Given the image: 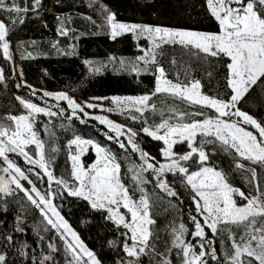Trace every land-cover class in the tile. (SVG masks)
I'll use <instances>...</instances> for the list:
<instances>
[{
	"label": "trees",
	"instance_id": "obj_1",
	"mask_svg": "<svg viewBox=\"0 0 264 264\" xmlns=\"http://www.w3.org/2000/svg\"><path fill=\"white\" fill-rule=\"evenodd\" d=\"M5 3H15L21 8L27 7L29 11L17 14L0 10V16L9 29L7 39L14 46L16 61L22 72L21 79L25 83L22 84L21 79L13 74L10 63L3 58L0 50V69L4 76L0 80V122L5 113L18 111L15 103L17 97L56 112L57 115L49 118L38 115L33 123L39 138L44 142L46 157L51 159L50 170L58 178L72 183L67 143L77 136L92 140L115 155L121 165L123 181L130 192L136 189L133 198L138 199L141 193L129 169L140 165L141 160L137 152L130 148L125 151L115 141L107 139L105 133L113 136L114 133L93 119L83 118L79 112L73 116L63 103H55L41 96L40 90H67L80 100L104 98L102 101L105 105H108L105 101L111 97L151 96L149 104H155L156 110L146 109L142 117L140 113H108L109 117L138 133L134 138L136 143L144 152L155 157L151 161L154 164L160 157L162 142L141 133L143 127H152L163 119L175 124L178 122V112L192 113L199 110L215 116L211 109H199L174 96L161 93L153 95L157 66H162L166 78L174 83L199 80L202 86L200 91L204 95L228 99L230 89L226 87L227 69L218 58H203V53L197 56L195 49L179 44H163L161 48L155 49L156 64L137 62L136 65L138 57L147 50V42L143 38H134L130 33L111 39L105 19L108 13L102 11L103 7L114 13L118 22L217 33L219 24L211 15L206 0H41L38 8L33 7L34 0H5ZM61 28L67 31L66 35L60 34L58 29ZM173 60L176 64L171 63ZM224 61H227V57ZM95 68L100 71H93ZM32 88L35 89L34 94ZM238 107L258 122L264 121V83L258 82L253 86ZM61 109L64 111L61 112ZM132 115L138 119L132 120ZM204 118L185 116L183 122ZM196 139L214 138L197 136ZM173 151L184 154L189 149L186 143H177ZM205 151L209 154L206 166L223 172L234 188L251 196L258 195L254 184H259L264 190V167L261 165L234 158L232 151H225L219 142L206 144ZM92 157L89 152L83 158L84 163H91ZM10 158L23 168L17 158ZM237 161L243 163L245 168L236 169ZM182 163L191 165V161ZM198 167L192 165L189 171ZM248 168L256 169L257 179L253 183H249L251 174ZM143 176L148 182L141 187L149 197L150 215L155 223L149 226L152 232L149 241L151 247L146 250V254L141 255L139 262L162 264L168 259L171 264H179L180 254L173 245V230H178L183 223L188 230L184 235H190L194 231L191 217L196 216L201 220L193 205V194L179 176L172 173L165 172L164 178L178 193L176 197L168 196L156 187L157 180L151 170L144 172ZM58 187L53 184L52 190ZM53 203L83 244L94 252L100 264H126L133 259L128 258L123 251V243H129L122 235L127 230L118 228L108 220L103 210L93 209L82 198L66 193L56 196ZM226 227L237 237L243 231L242 227L236 225H220L221 232L213 235L205 228L207 239L213 241L220 257L230 248L229 233L224 230ZM7 236L13 239L8 241L5 239ZM49 244L54 245L57 251L49 248ZM0 254L5 256V264H40L45 256L51 259L44 261V264L67 262L65 248L57 232L45 222L40 211L21 191L8 196L0 194ZM210 264L216 262L210 261Z\"/></svg>",
	"mask_w": 264,
	"mask_h": 264
},
{
	"label": "snow or ice",
	"instance_id": "obj_2",
	"mask_svg": "<svg viewBox=\"0 0 264 264\" xmlns=\"http://www.w3.org/2000/svg\"><path fill=\"white\" fill-rule=\"evenodd\" d=\"M40 2L41 0H34L33 7L38 8ZM206 3L211 15L219 24L217 33L173 30L160 26L118 22L114 13L102 7V11L108 13L105 19L111 39L115 40L118 36L130 32L137 39L144 37L151 42L152 49L145 51V55L138 57V60L156 64L155 49L161 48L163 44H179L185 48L195 49L197 56L203 53V58H218L227 69L225 79L230 93L228 99L225 100L204 95L200 91L202 86L199 80L174 83L166 78L165 69L157 66L155 71L159 75L156 77V88L153 95L169 93L182 101H187L189 105L198 106L199 109H213L216 114L209 116L199 110L192 113L178 112V122L175 124L170 123L168 119H163L152 127H143L140 131L154 140L162 141L165 145L162 155L166 162L159 163L158 166L151 162L155 160V157L144 152L136 143L134 139L138 135L136 131L114 123L106 117H92L106 125L110 132L115 133L114 136L105 133L108 140L115 141L125 151L130 145L133 152L139 153V158L143 163L129 169L133 173L132 180L141 193L138 200L133 198L136 189L130 192L129 187L123 181L120 174L121 165L117 162L115 155L92 140L76 137L69 142L70 149L74 145L79 150L78 153L70 151L69 154V159L72 161V183L54 175L50 170L51 159L45 154L44 142L34 128L33 115L45 114L51 117L57 115L56 112L17 97L28 113L18 116L10 115L8 119L11 124L8 126L0 124V163L6 165L0 167V172L6 174L0 175V194L13 195L16 190L24 193L27 200L40 211L47 224L55 229L64 241L66 251L72 256L69 264L73 262L74 264H100V261L60 215L57 206L53 203L54 198L66 193L68 196L88 201L93 209L103 210L108 220L118 228L122 226L127 230L122 235L131 243H123V251L127 257L135 258L129 260L128 264H140L139 257L146 254V250L151 247L149 241L152 232L149 226L155 223L150 215L149 197L141 187L148 182L143 173L149 170L155 174L156 187L172 197H176L178 193L164 178V173L179 176L181 182L185 183L193 193L192 200L196 211L203 218L201 221L196 216L191 217L194 224V231L191 235L199 238V252L195 250L196 245L186 243L183 239L184 233L188 231L183 223L179 225L178 230H173L174 246L182 248L183 264H210V261L216 264H264V190L259 184H254L258 195L246 196L240 189L228 183L223 172L206 166L209 154L205 151L206 144L219 142L224 146L225 151H232L234 158L239 157L240 160L250 161L264 167V121L258 122L252 115L238 107L240 101L253 86L258 82L264 83L262 79L264 78V0H206ZM0 10L17 14L29 11L27 7L21 8L15 3L6 4L5 0H0ZM20 22L23 23V19ZM60 34L66 35L67 31L61 28ZM8 35V27L0 21V49H2L3 57L11 60ZM225 57H227L226 62ZM171 63L176 64V61L173 60ZM93 71L98 72L100 69L95 68ZM208 75L211 76L212 73L209 72ZM3 78V70L0 69V80ZM34 93L35 90H33ZM43 95H54L57 100L67 101L73 116H76L77 110L87 116L88 113L84 111L85 107H98L91 103L81 106L66 93L44 92ZM150 99L149 95L123 99L115 97L113 103L118 107L108 109V111L123 112L124 109L120 106L126 100L131 109L140 113L142 117L146 109L156 110L155 104H149ZM63 111L61 109V112ZM172 111L176 110L172 109ZM185 116L205 118L193 119L185 123L183 122ZM130 118L138 119L135 115ZM81 122L84 121L81 120ZM245 125L251 126L256 132L249 131ZM121 136L127 137V145L120 139ZM197 136L214 139L197 141ZM177 143H186L189 151L184 154L174 152L173 147ZM29 146H34V152L28 150ZM85 146L94 148L96 154V160L88 166H85L81 160V155L86 150ZM10 153L22 157L24 162L31 167L23 169L10 158ZM188 161H191V165L182 163ZM192 165H199V167L189 171ZM235 168L244 169L245 165L237 161ZM247 171L251 174L249 183L256 181V169L248 168ZM29 173L38 180L46 176L49 191L41 192L30 178ZM21 181H27L31 187L25 188ZM53 184L59 187L52 190ZM234 196H238L246 203L238 205ZM121 209L125 211L122 212ZM220 225H236L243 228L238 237L227 227L224 229L228 231V240L231 243L223 257L217 255L213 241L207 239L205 232L207 228L213 235H218L221 232ZM5 239L11 241L13 238L7 236ZM49 248L57 251L52 244H49ZM49 259L51 257L45 256L40 264H44V261ZM0 264H5L3 254H0ZM162 264H171V261L165 259Z\"/></svg>",
	"mask_w": 264,
	"mask_h": 264
},
{
	"label": "rangeland",
	"instance_id": "obj_3",
	"mask_svg": "<svg viewBox=\"0 0 264 264\" xmlns=\"http://www.w3.org/2000/svg\"><path fill=\"white\" fill-rule=\"evenodd\" d=\"M0 21H3L4 22V20H3V18L0 16ZM5 23V22H4ZM123 23H125V22H123ZM128 24H130V23H128ZM109 29V28H108ZM170 29V28H169ZM59 30V32H60V30L61 29H58ZM173 30H184V29H173ZM187 31H192V30H187ZM196 32H200V31H196ZM130 33V32H129ZM201 33H206V32H201ZM130 34H132V33H130ZM110 35V34H109ZM133 35V34H132ZM133 37L134 38H136L134 35H133ZM141 38H143L146 42H147V45H148V47H147V50H150V49H152V44H151V42L148 40V39H146V38H144V37H141ZM141 38H139V39H141ZM137 39V38H136ZM1 50V53H2V49H0ZM146 50V51H147ZM10 51H11V60H8V59H6V58H4V59H6L9 63H10V65H11V68H12V71H13V74L14 75H16V76H18L19 77V79H21L22 77H21V73H20V70H19V66H18V64H17V61H16V57H15V52H14V46L12 45V44H10ZM145 55V52L142 54V56H144ZM3 56V55H2ZM137 62H139V63H141V64H147V63H145V61H141V60H138L137 59V61H136V65H137ZM150 63V62H149ZM159 75V73L158 72H156V77ZM21 82H22V84H25L23 81H22V79H21ZM155 88H156V86H155ZM32 90H35V89H33L32 88ZM40 92V94H41V96H43V97H45V98H47V99H50V100H52L53 102H55V103H59V102H61V103H63L64 104V106L67 108V110L70 112V113H72V109L71 108H69V106H68V103H67V101H65V100H57L56 98H55V96L54 95H52V96H44L43 95V93L44 92H48V93H52V94H56V93H66L70 98H72V99H74L78 104H80L81 106H84L86 103H91V104H94V105H98V107H94V108H87V107H85L84 108V111L86 112V113H88V115L87 116H85L83 113H81V112H79V110H77V112H79L82 116H83V118H87V119H93L92 117H95V116H101V117H106L107 119H109V120H111V121H113L114 123H118V124H121V125H124L123 123H121V122H119V121H116V120H114V119H112L111 117H109V113L108 112H114V111H108V109H116L118 106L115 104V103H113V98H115V97H111V98H109L108 100H106L105 102H106V104H108V105H105L103 102L104 101H102V100H100V99H86V100H80V99H77L75 96H73L72 94H71V92H69V91H67V90H56V91H50V90H40L39 91ZM161 94H166V95H170V96H173V95H171V94H169V93H161ZM119 98H127V97H119ZM133 98H135V97H133ZM15 103H16V107L18 108V111L16 112V111H14V113L13 112H8V113H5L4 115H3V117H2V119H3V121L2 122H0V124H3V125H5V126H8V125H10L11 124V121L8 119V117L10 116V115H22V114H27L28 113V110L27 109H25L20 103H19V100H17V99H15ZM41 107V106H40ZM121 108H123L124 110H123V112H127V113H136L135 111H134V109H131V106L130 105H128V103H127V101L125 100L124 101V103L120 106ZM16 108V109H17ZM47 109V108H46ZM131 109V110H130ZM211 110H213V109H211ZM20 111H21V113H20ZM116 113H120L121 111H115ZM213 112L215 113V111L213 110ZM38 115H43V116H45L46 118H49V116H47V115H45V114H34L33 115V121H35L36 120V118H37V116ZM216 115V114H215ZM233 119H235V117H233ZM93 120H95L98 124H100V125H102L106 130H108L109 131V129L107 128V126L106 125H104V124H101L98 120H96V119H93ZM126 128H130V127H128L127 125H124ZM245 127L249 130V131H253L254 133L256 132V130L254 129V128H251V126H248V125H245ZM130 129H132V128H130ZM133 130V129H132ZM134 131V130H133ZM113 133V132H112ZM141 133H143L142 131H141ZM115 134V133H114ZM144 134V133H143ZM77 136H75V137H73L71 140H73V139H75ZM150 137V136H149ZM124 142H125V144L127 145V137L126 136H121L120 137ZM81 139H83V138H81ZM70 140V141H71ZM83 140H88V139H83ZM70 141H68V143H67V147H68V161H69V166H70V172H71V165H72V161L69 159V154H70V151L71 152H73V153H78V149L76 148V146H72L71 147V149L69 148V142ZM94 142V141H93ZM162 142V141H161ZM95 143V142H94ZM86 147V150H85V152L81 155V160H82V162L84 163V160H83V158L90 152L91 154H92V161H91V163H93L95 160H96V154H95V149L94 148H92L91 146H85ZM165 147V145L163 144V142H162V149ZM128 148H130L131 149V146L129 145L128 146ZM162 149H161V151H160V157H159V159L158 160H156V163H157V165H159V163H165L166 161H165V158L163 157V155H162ZM28 150L30 151V152H34V146H29V148H28ZM137 154H138V156H139V153L137 152ZM9 156L10 157H13V158H17L19 161H20V163L23 165V168L24 169H27V168H29V167H31L30 165H28L27 163H25L24 162V160H23V158L22 157H20V156H18V155H16V154H14V153H10L9 154ZM140 159V158H139ZM91 163H88V164H86V163H84L85 164V166H88V165H90ZM143 162L141 161L140 162V164H142ZM2 166H6V165H3L2 163H0V167H2ZM37 171H40L39 169H36ZM0 175H6V174H4L3 172H0ZM29 175H30V178L35 182V184H36V186H37V188L41 191V192H47V191H49V189H48V185H47V177L46 176H44L43 177V179H37L34 175H32V174H30L29 173ZM41 175L43 176V173L41 172ZM72 178V177H71ZM72 182H73V180H72ZM21 183L24 185V187L25 188H30L31 187V185H29L28 183H27V181H21ZM13 188L15 187L14 185L12 186ZM17 191H19V190H16V192ZM240 191H242V190H240ZM242 192H244V191H242ZM245 193V192H244ZM193 194V193H192ZM3 195V194H2ZM245 195L246 196H249V197H251V195H249V194H247V193H245ZM234 198L237 200V204L238 205H242V204H245L246 203V201H244V200H242V199H240L238 196H234ZM139 199V198H138ZM137 199V200H138ZM88 202V201H87ZM88 204L90 205V203L88 202ZM193 205H194V207H195V204H194V202H193ZM90 207H91V205H90ZM195 210H196V208H195ZM121 211L122 212H124L125 210L124 209H121ZM196 213L198 214V216L201 218V220L203 219L200 215H199V213L196 211ZM107 216V215H106ZM44 218V217H43ZM130 218V217H129ZM45 220V219H44ZM45 222H46V220H45ZM112 222V221H111ZM51 227V226H50ZM122 227V226H121ZM123 228V227H122ZM55 232H57L55 229H53ZM208 231H210L211 232V230L210 229H208ZM57 235H58V237H59V239L62 241V243H63V246H64V248H65V252H66V255H67V262H66V264H69V261H71L72 260V256H71V254L70 253H68L67 251H66V246H65V243H64V241L60 238V236H59V234L57 233ZM129 235H130V233H129ZM183 239L185 240V242L186 243H191V244H193V245H196V248H195V250L197 251V252H199V247H198V241H199V239L198 238H194L193 236H191V234L190 235H184L183 236ZM174 240H175V236H174V239H173V245H174ZM131 243V241H129V244ZM175 248H177V252L180 254L179 255V258H180V263L179 264H183V260H184V257H183V252H182V248H180V247H175ZM141 257V256H140ZM140 257H139V260H140ZM129 258V257H128ZM85 259H87L86 257H85ZM135 258H133L132 260H134ZM73 264H74V262H73ZM126 264H128V263H126Z\"/></svg>",
	"mask_w": 264,
	"mask_h": 264
},
{
	"label": "water",
	"instance_id": "obj_4",
	"mask_svg": "<svg viewBox=\"0 0 264 264\" xmlns=\"http://www.w3.org/2000/svg\"><path fill=\"white\" fill-rule=\"evenodd\" d=\"M192 236V235H191ZM125 255H126V253H125ZM127 256V255H126Z\"/></svg>",
	"mask_w": 264,
	"mask_h": 264
}]
</instances>
